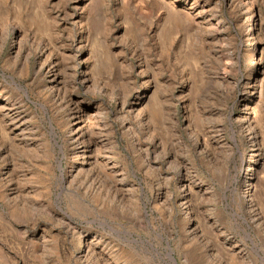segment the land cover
I'll return each instance as SVG.
<instances>
[{"label":"rangeland","instance_id":"1","mask_svg":"<svg viewBox=\"0 0 264 264\" xmlns=\"http://www.w3.org/2000/svg\"><path fill=\"white\" fill-rule=\"evenodd\" d=\"M0 264H264V0H0Z\"/></svg>","mask_w":264,"mask_h":264},{"label":"bare ground","instance_id":"2","mask_svg":"<svg viewBox=\"0 0 264 264\" xmlns=\"http://www.w3.org/2000/svg\"><path fill=\"white\" fill-rule=\"evenodd\" d=\"M247 8V7H246ZM252 16V15H251ZM246 31L247 32H251L252 34H251V37H250V39L248 40L250 43L249 44H251V45H253L254 44V38H255V34H254V28H253V23L251 22L250 23V25L249 26H247V28H246ZM255 46V45H254ZM250 47V46H249ZM255 150V149H254ZM253 156V155H252ZM254 159V158H253ZM247 163V162H246ZM260 177V176H259ZM256 185V184H255ZM183 188H185V187H183ZM183 190L184 189H182V190H180V191H182L181 193H183ZM187 194V193H186ZM245 196H246V194H245ZM180 197H181V195H180ZM187 203V202H186ZM192 205V204H191ZM253 206V205H252ZM259 209V208H258ZM188 210V209H187ZM254 210V209H253ZM252 210V211H253ZM257 211V210H256ZM201 214V213H200ZM260 214V213H259ZM189 215V214H188ZM190 216V215H189ZM195 225V224H194ZM190 228V227H189ZM86 249V248H85Z\"/></svg>","mask_w":264,"mask_h":264}]
</instances>
